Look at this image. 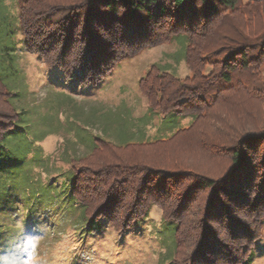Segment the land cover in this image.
I'll return each mask as SVG.
<instances>
[{"label":"trees","instance_id":"obj_1","mask_svg":"<svg viewBox=\"0 0 264 264\" xmlns=\"http://www.w3.org/2000/svg\"><path fill=\"white\" fill-rule=\"evenodd\" d=\"M25 41L85 85L122 60L183 38L191 76L153 65L149 109L195 119L166 139L95 141L73 160L90 221L125 232L158 205L175 225L173 264H243L264 228V0H19ZM210 69L209 71H207ZM0 77V143L18 112Z\"/></svg>","mask_w":264,"mask_h":264},{"label":"rangeland","instance_id":"obj_2","mask_svg":"<svg viewBox=\"0 0 264 264\" xmlns=\"http://www.w3.org/2000/svg\"><path fill=\"white\" fill-rule=\"evenodd\" d=\"M185 43L145 48L85 85L28 47L19 0H0V77L18 112L0 143V264H173L175 225L162 209L153 205L125 232L108 218L90 221L73 193L72 161L98 139L143 144L192 124L190 114L152 112L139 88L153 65L191 76ZM243 264H264V228Z\"/></svg>","mask_w":264,"mask_h":264}]
</instances>
